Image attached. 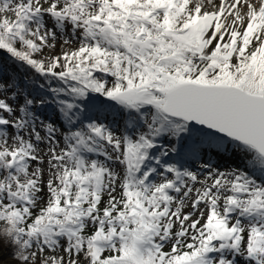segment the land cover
I'll return each instance as SVG.
<instances>
[{"label": "snow or ice", "instance_id": "obj_1", "mask_svg": "<svg viewBox=\"0 0 264 264\" xmlns=\"http://www.w3.org/2000/svg\"><path fill=\"white\" fill-rule=\"evenodd\" d=\"M0 52V264H264V0H0Z\"/></svg>", "mask_w": 264, "mask_h": 264}, {"label": "trees", "instance_id": "obj_2", "mask_svg": "<svg viewBox=\"0 0 264 264\" xmlns=\"http://www.w3.org/2000/svg\"><path fill=\"white\" fill-rule=\"evenodd\" d=\"M13 69L15 73L23 74L24 69L19 65L15 64L11 59H9L6 53L0 52V69L4 72H9V69Z\"/></svg>", "mask_w": 264, "mask_h": 264}, {"label": "rangeland", "instance_id": "obj_3", "mask_svg": "<svg viewBox=\"0 0 264 264\" xmlns=\"http://www.w3.org/2000/svg\"><path fill=\"white\" fill-rule=\"evenodd\" d=\"M9 73H15V71H13V69L11 68V69H9ZM224 166L227 167L228 164L225 163ZM0 227H2V226H0ZM4 243H6V241L2 237H0V244H4ZM6 260H9V257L7 254L4 255V261H6Z\"/></svg>", "mask_w": 264, "mask_h": 264}, {"label": "bare ground", "instance_id": "obj_4", "mask_svg": "<svg viewBox=\"0 0 264 264\" xmlns=\"http://www.w3.org/2000/svg\"><path fill=\"white\" fill-rule=\"evenodd\" d=\"M8 260H6V262H7Z\"/></svg>", "mask_w": 264, "mask_h": 264}]
</instances>
